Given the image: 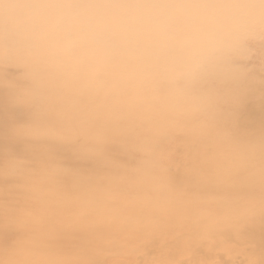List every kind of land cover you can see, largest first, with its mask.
Wrapping results in <instances>:
<instances>
[{
    "label": "rangeland",
    "instance_id": "1",
    "mask_svg": "<svg viewBox=\"0 0 264 264\" xmlns=\"http://www.w3.org/2000/svg\"><path fill=\"white\" fill-rule=\"evenodd\" d=\"M127 1L0 0V264H264V173L207 191L232 154L201 79L180 96L162 75L183 52L206 83L220 59L253 80L232 91L257 143L264 0Z\"/></svg>",
    "mask_w": 264,
    "mask_h": 264
},
{
    "label": "bare ground",
    "instance_id": "2",
    "mask_svg": "<svg viewBox=\"0 0 264 264\" xmlns=\"http://www.w3.org/2000/svg\"><path fill=\"white\" fill-rule=\"evenodd\" d=\"M59 1V0H58ZM129 6L130 3L126 0L124 3ZM171 16V15H169ZM172 18V16H171ZM214 49V47L204 48L205 54L207 49ZM231 47H228L230 49ZM213 58V57H212ZM208 57H202L192 53L178 52L175 56L172 70H179V74H169L170 65H166L165 69L162 71L163 80L167 85L172 84L174 81L176 86H184L182 93L177 91V95H184L186 93H191V89L197 88L199 79L203 87L199 89L200 93L195 94L193 98V103L196 107H199L205 113L211 111L213 113L212 122L218 125V128L213 131L210 135L217 142L220 147H228L229 152L232 154L230 158H226L220 155L214 164L207 165V170L214 173L215 178L211 181L210 185L207 187V191H217L221 192L224 190H235L236 188H242L248 185H255L260 182L262 172L264 173V131L258 133L256 136L257 143L249 144L246 138L254 133L255 124L246 123V121L241 117L240 108L245 104V96H234L235 92L232 91L236 88H249L251 90L253 80L246 77L234 76L230 77L231 67L227 66L220 59L217 64L221 68L220 73L224 74V80L222 82L210 81L206 83L205 79L200 76H194L186 71L182 70V67L194 69L195 65L199 62H206ZM214 61V59H212ZM186 65V66H185ZM193 72V71H191ZM256 85V84H254ZM220 88V93L222 97L218 102L213 101V96L217 94V89ZM258 89L264 88V85H257ZM232 91V92H231ZM264 103V100L261 101ZM208 106H207V105ZM221 105L226 106V111L220 110ZM229 121V128L238 129V133H235L231 137L223 136L221 128L226 125ZM245 130V132H243ZM243 132L241 135H239ZM233 164V166H232ZM214 166V168H212ZM232 167L230 172H228V180L226 182L222 181L224 173L220 172L221 167ZM239 177V179H236Z\"/></svg>",
    "mask_w": 264,
    "mask_h": 264
}]
</instances>
